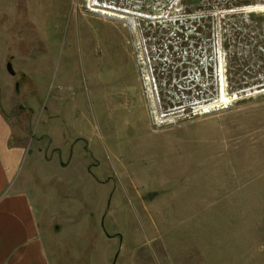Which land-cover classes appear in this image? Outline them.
<instances>
[{
	"label": "rangeland",
	"instance_id": "obj_1",
	"mask_svg": "<svg viewBox=\"0 0 264 264\" xmlns=\"http://www.w3.org/2000/svg\"><path fill=\"white\" fill-rule=\"evenodd\" d=\"M160 1L130 30L84 0H0L12 160L71 264H258L239 245L264 198V0Z\"/></svg>",
	"mask_w": 264,
	"mask_h": 264
},
{
	"label": "crops",
	"instance_id": "obj_2",
	"mask_svg": "<svg viewBox=\"0 0 264 264\" xmlns=\"http://www.w3.org/2000/svg\"><path fill=\"white\" fill-rule=\"evenodd\" d=\"M3 117L1 114L0 264H71L73 258L67 257L68 252L61 244L68 223L63 217L53 215L43 204L39 190L27 186L17 172L12 160L15 150L9 143L12 133L10 135L4 128L7 120ZM8 127L11 130L10 125ZM252 214L259 216L258 229H247L244 234L257 232L258 242H251L248 236H244L243 245H238L245 249L249 247L247 243H257L250 247L258 246L257 263L264 264V198L259 212L249 215Z\"/></svg>",
	"mask_w": 264,
	"mask_h": 264
},
{
	"label": "built area",
	"instance_id": "obj_3",
	"mask_svg": "<svg viewBox=\"0 0 264 264\" xmlns=\"http://www.w3.org/2000/svg\"><path fill=\"white\" fill-rule=\"evenodd\" d=\"M157 0H84V6L87 13L91 15H97L98 17H102L105 19H113L111 17H106L101 14V12H117L118 10L126 9L134 14H137L135 18H145L139 17V15L146 14L151 7L155 4ZM145 9V12H138L139 9ZM134 18V19H135ZM151 19V18H145ZM116 20V19H113ZM127 23V22H126ZM128 24V23H127Z\"/></svg>",
	"mask_w": 264,
	"mask_h": 264
},
{
	"label": "bare ground",
	"instance_id": "obj_4",
	"mask_svg": "<svg viewBox=\"0 0 264 264\" xmlns=\"http://www.w3.org/2000/svg\"><path fill=\"white\" fill-rule=\"evenodd\" d=\"M161 3V1L160 0H157L156 2H155V4L151 7V9L146 13V14H144V15H139V17H145V18H154V19H158V17L155 15V13H154V9L156 8V6L157 5H159ZM101 14H103V15H105L106 17H111V18H113V19H116V20H118V21H120V22H127L128 23V26H129V29L131 30L133 27H135V17L136 16H138L137 14H134L133 12H131V11H129V10H126V9H124V10H122V9H120V10H118L117 12H101ZM223 76L221 75V78H222ZM148 78V77H147ZM149 79V78H148ZM152 80V79H151ZM222 80H224L223 78H222ZM222 80H221V82H222ZM149 84V83H148ZM223 85L221 84V87H222ZM152 89V88H151ZM150 88L148 89V92H149V96H150V93L151 94H153V91L151 90ZM153 96H154V94H153ZM227 97V96H226ZM236 98V97H235ZM233 101V99L231 98H229V99H226L225 98V96H224V93H223V89H221V95H220V100L218 101V103H217V105H219V104H226V103H229V102H232ZM158 107V106H157ZM153 109V108H152ZM156 118H158L157 117V114H156ZM161 119V117L160 118H158V120H160Z\"/></svg>",
	"mask_w": 264,
	"mask_h": 264
},
{
	"label": "water",
	"instance_id": "obj_5",
	"mask_svg": "<svg viewBox=\"0 0 264 264\" xmlns=\"http://www.w3.org/2000/svg\"><path fill=\"white\" fill-rule=\"evenodd\" d=\"M248 11H257V10L255 8H253V9H250V8L249 9H245V12H248ZM9 71H11L10 67H9ZM148 198L151 199L152 198V194H149Z\"/></svg>",
	"mask_w": 264,
	"mask_h": 264
},
{
	"label": "trees",
	"instance_id": "obj_6",
	"mask_svg": "<svg viewBox=\"0 0 264 264\" xmlns=\"http://www.w3.org/2000/svg\"><path fill=\"white\" fill-rule=\"evenodd\" d=\"M248 15H249V17H248V18H249L250 20H251V18H253V16H254V14H253V13H249ZM263 29H264V28H263ZM263 31H264V30H263Z\"/></svg>",
	"mask_w": 264,
	"mask_h": 264
}]
</instances>
